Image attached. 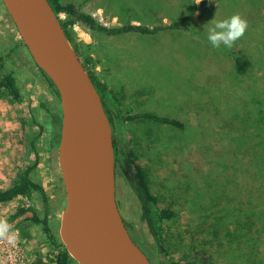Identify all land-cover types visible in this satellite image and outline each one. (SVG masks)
<instances>
[{"label":"rangeland","instance_id":"obj_1","mask_svg":"<svg viewBox=\"0 0 264 264\" xmlns=\"http://www.w3.org/2000/svg\"><path fill=\"white\" fill-rule=\"evenodd\" d=\"M73 1L109 27L169 25L196 7L188 28L111 36L79 25L76 42L113 91L106 102L118 127L129 113H155L183 123L177 128L140 119L125 125L134 149L148 159L161 207L175 212L164 224L161 244L141 217L126 222L151 262L185 264L195 251H204L205 264H264V218L257 209L264 202L259 162L264 159V0ZM237 14L247 21L244 34L231 47H213L207 38L211 20ZM21 41L0 0V50L24 94L21 104L0 97V189L10 188L36 160L28 155L25 133V123L36 116L44 130L37 142L40 164L32 175L44 185L48 201L37 197L35 202L60 237L66 205L58 163L61 102ZM236 50L250 61L246 73L236 69ZM124 164L120 155L119 169ZM30 205L22 197L0 204V223L9 225L0 235V264H51L56 251L42 226L24 222L32 213L12 221L20 207Z\"/></svg>","mask_w":264,"mask_h":264},{"label":"water","instance_id":"obj_2","mask_svg":"<svg viewBox=\"0 0 264 264\" xmlns=\"http://www.w3.org/2000/svg\"><path fill=\"white\" fill-rule=\"evenodd\" d=\"M35 64L55 85L66 191L60 239L78 264H153L117 201L113 126L104 101L48 0H1Z\"/></svg>","mask_w":264,"mask_h":264},{"label":"trees","instance_id":"obj_3","mask_svg":"<svg viewBox=\"0 0 264 264\" xmlns=\"http://www.w3.org/2000/svg\"><path fill=\"white\" fill-rule=\"evenodd\" d=\"M53 7V10L58 15L62 27L72 42L74 48L78 52L81 61L83 62L86 70L88 71L89 76L94 82L98 92L100 93L104 106L106 108L107 114L110 118V121L113 126V134H114V147L116 153V167L119 164V156L122 155L126 158L127 164L131 168V175L135 183L136 192L138 198L141 202L142 209V219L146 222L150 233L157 240L158 244H161V235L165 231L164 224L167 221H171L175 218V212H173L170 208H163L160 205V201L158 196L152 190V187L147 179L146 170L142 165L139 157L136 154V151L133 147V139L129 136V132L125 129V125L129 122L144 119L151 120L160 124H166L177 128H182L183 123L180 120L167 118L159 116L155 113H137L132 114L129 113L123 117V126L119 127L115 124V118L108 107L106 102V98L109 94H112L111 88L101 81V79L96 75L93 65V59L91 56L83 51L81 45L76 42L74 28L75 26L84 25L91 29L92 31H96L99 33H104L106 35H122V34H130V33H141V34H154L160 30H170V29H184L190 27V21L194 17L197 12L196 7L188 10V14L179 18L178 21H174L169 25H161L159 27L149 28L148 26H144V24L135 25L131 22L124 23L121 26L117 27H109L101 24L97 19H95L92 15L83 12L79 9L73 0H48ZM185 3V1H184ZM185 12V11H184ZM65 15V17H63ZM23 44V41H21ZM237 56L235 57V65L236 69L240 74L246 73L250 66V61L243 57L241 50H236ZM242 55V56H241ZM8 56L3 54L0 50V97H7L11 99L13 102L23 103V90L21 88L20 80L18 74L11 70L7 66ZM39 68V67H38ZM40 69V68H39ZM41 70V69H40ZM42 71V70H41ZM42 73L46 76V78L51 83L52 87L55 89L57 94L59 95L55 85L49 79V77L42 71ZM122 100H118L119 104L122 105ZM43 108H45V104H41ZM40 122L36 119V116L32 117L28 120L25 127L26 135L28 139V147L27 152L28 155H35L36 160L29 167L23 169L18 174L17 180L12 184L10 188L0 189V204L8 203L15 200L18 197H22L24 199H28L31 201V205L28 207H20L16 214L12 217V221L14 222L20 217H23L26 213L31 212V217H26L24 222L32 221L35 224H39L42 226L43 231L45 232L48 239L53 244L55 248V255L51 262V264H78L68 253L65 245L61 241L59 235L55 234L53 228L50 224L49 218L46 217L41 218L40 212L37 208L35 200L37 197H43L44 202H47V196L44 185L35 180L33 178V172L38 168L41 160V156L39 154V147L37 142L44 130V127L39 124ZM28 125V126H27ZM40 127L39 133L35 132V127ZM121 127V128H120ZM34 130V131H33ZM264 150V147L262 148ZM264 154L260 153L262 156ZM32 155V156H33ZM262 158V157H261ZM29 158L26 159L28 161ZM259 162L263 166L264 173V159H260ZM256 203V200L254 204ZM262 207H257L259 211V215L264 218V202H262ZM12 223V222H11ZM23 223H19L18 227L22 226ZM161 250L164 252V247L160 246ZM207 261V255L204 251H195L189 260L185 264H205ZM38 264H42L41 261ZM170 264H181L179 262H172Z\"/></svg>","mask_w":264,"mask_h":264},{"label":"crops","instance_id":"obj_4","mask_svg":"<svg viewBox=\"0 0 264 264\" xmlns=\"http://www.w3.org/2000/svg\"><path fill=\"white\" fill-rule=\"evenodd\" d=\"M89 0H86L87 2ZM101 11L103 8H99ZM125 35V34H124ZM136 151V150H135ZM137 156L139 157L142 165L146 170L147 179L151 185L150 173L148 171L147 160L146 157H141L136 151ZM126 166H117L116 175H117V201L119 208L121 209V213L128 223L129 219L137 220V218H142V209L141 202L138 198L135 183L131 175V168L128 164H124ZM152 187V186H151ZM153 190V189H152ZM143 220V219H142Z\"/></svg>","mask_w":264,"mask_h":264},{"label":"clouds","instance_id":"obj_5","mask_svg":"<svg viewBox=\"0 0 264 264\" xmlns=\"http://www.w3.org/2000/svg\"><path fill=\"white\" fill-rule=\"evenodd\" d=\"M247 27V21L242 19L238 14L224 20H211V26L208 27V40L213 47H220L223 44L231 47L233 42L241 37ZM9 225L0 223V235L8 232Z\"/></svg>","mask_w":264,"mask_h":264}]
</instances>
